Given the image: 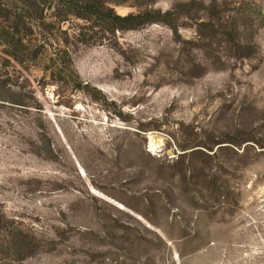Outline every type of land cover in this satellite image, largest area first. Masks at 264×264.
I'll return each instance as SVG.
<instances>
[{
    "label": "rangeland",
    "instance_id": "rangeland-1",
    "mask_svg": "<svg viewBox=\"0 0 264 264\" xmlns=\"http://www.w3.org/2000/svg\"><path fill=\"white\" fill-rule=\"evenodd\" d=\"M0 264H264V0H0Z\"/></svg>",
    "mask_w": 264,
    "mask_h": 264
},
{
    "label": "trees",
    "instance_id": "trees-1",
    "mask_svg": "<svg viewBox=\"0 0 264 264\" xmlns=\"http://www.w3.org/2000/svg\"><path fill=\"white\" fill-rule=\"evenodd\" d=\"M109 13H110V15H112V18L114 20H117V21H120V22H127V21L131 20L130 16H128V17H120V16L115 15L111 10H109Z\"/></svg>",
    "mask_w": 264,
    "mask_h": 264
},
{
    "label": "bare ground",
    "instance_id": "bare-ground-1",
    "mask_svg": "<svg viewBox=\"0 0 264 264\" xmlns=\"http://www.w3.org/2000/svg\"><path fill=\"white\" fill-rule=\"evenodd\" d=\"M151 143H152V145H153V144H155V141H154V140H151Z\"/></svg>",
    "mask_w": 264,
    "mask_h": 264
}]
</instances>
